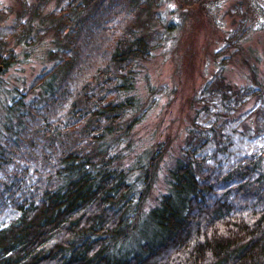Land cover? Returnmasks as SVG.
<instances>
[{
	"label": "trees",
	"instance_id": "1",
	"mask_svg": "<svg viewBox=\"0 0 264 264\" xmlns=\"http://www.w3.org/2000/svg\"><path fill=\"white\" fill-rule=\"evenodd\" d=\"M154 1L0 6V72L17 63V46L30 51L54 34L50 65L15 91L0 123V264H264V70L255 62L246 85L221 62L198 92L196 115L208 121L193 120L166 189L146 206L165 146L127 152L148 109L136 82L153 52ZM235 7L264 28L260 3ZM248 140H258L252 150Z\"/></svg>",
	"mask_w": 264,
	"mask_h": 264
},
{
	"label": "rangeland",
	"instance_id": "2",
	"mask_svg": "<svg viewBox=\"0 0 264 264\" xmlns=\"http://www.w3.org/2000/svg\"><path fill=\"white\" fill-rule=\"evenodd\" d=\"M239 1L206 0L199 7L193 0H155L151 6L148 30L153 39V52L140 67L136 82L137 95L148 109L133 129L132 137L128 138L133 143L127 152L131 158L148 147L154 149L161 143L165 146L164 153L156 161L157 177L146 206L153 205L166 189L168 170L179 156L193 120L208 121V117L196 115L195 96L221 71L220 63L225 64L224 76L238 85L249 82L248 62L257 63L261 74L264 70V28L256 29V12L250 11L246 16V8L241 17L242 13L235 7ZM255 1L264 7V0ZM16 3L15 0H0V6H13L15 10L19 7ZM53 6L51 2L47 9ZM262 12L264 16L263 8ZM14 15H9L8 23ZM53 38V32H47L30 51L25 46H17V63L0 72L2 127L15 91L26 93L44 66L50 65L46 51ZM237 38L239 45L234 42ZM30 97L31 94L26 95L25 100ZM257 141H245L242 148L252 150Z\"/></svg>",
	"mask_w": 264,
	"mask_h": 264
},
{
	"label": "water",
	"instance_id": "3",
	"mask_svg": "<svg viewBox=\"0 0 264 264\" xmlns=\"http://www.w3.org/2000/svg\"><path fill=\"white\" fill-rule=\"evenodd\" d=\"M2 67L0 66V69H1Z\"/></svg>",
	"mask_w": 264,
	"mask_h": 264
}]
</instances>
